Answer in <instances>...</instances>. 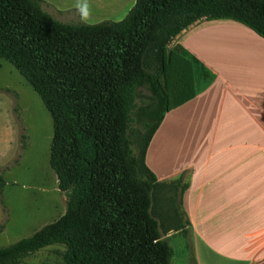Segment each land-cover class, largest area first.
I'll list each match as a JSON object with an SVG mask.
<instances>
[{
	"label": "trees",
	"instance_id": "trees-1",
	"mask_svg": "<svg viewBox=\"0 0 264 264\" xmlns=\"http://www.w3.org/2000/svg\"><path fill=\"white\" fill-rule=\"evenodd\" d=\"M43 5L0 0V60L51 117L49 165L66 210L0 248V264H24L53 245L65 248L62 264H170L169 231L184 239L195 264L180 181L159 183L145 154L164 115L210 75L181 45L168 46L201 19L233 20L264 39V0H135L122 20L97 24L59 22ZM142 97L148 102L137 107ZM4 184L0 174V195Z\"/></svg>",
	"mask_w": 264,
	"mask_h": 264
},
{
	"label": "crops",
	"instance_id": "crops-1",
	"mask_svg": "<svg viewBox=\"0 0 264 264\" xmlns=\"http://www.w3.org/2000/svg\"><path fill=\"white\" fill-rule=\"evenodd\" d=\"M42 1L62 23V15L79 17L72 3ZM172 42L210 77L164 115L145 164L159 183L180 181L195 264H264V39L233 20L201 19ZM168 136L185 146L161 145ZM167 238L180 246L175 264H188L184 240Z\"/></svg>",
	"mask_w": 264,
	"mask_h": 264
},
{
	"label": "rangeland",
	"instance_id": "rangeland-1",
	"mask_svg": "<svg viewBox=\"0 0 264 264\" xmlns=\"http://www.w3.org/2000/svg\"><path fill=\"white\" fill-rule=\"evenodd\" d=\"M52 1L57 5L61 1L75 2ZM133 2L135 0H89L92 18L87 24L118 22L125 17ZM105 5L112 9L105 8ZM60 18L68 24L80 22L79 17L70 14ZM172 46L173 42L168 49ZM143 94L148 96L145 91ZM147 102V97H142L136 100V105L142 107ZM139 130L145 131L141 127ZM22 136L25 137L23 140ZM52 136V120L39 96L11 65L0 60V174L5 182L0 195V248L31 236L65 213L67 197L59 190L56 175L49 165ZM176 138L168 136L160 144L167 145L170 140L172 145L185 146ZM168 196L173 197L171 189ZM173 198L177 201V196ZM171 227L172 224L165 225L161 230ZM170 234L172 231L164 238ZM169 241L176 253L170 264H175L176 255L181 253L180 246L174 240V243ZM48 248L51 249L30 255L23 263L62 264L64 247L53 245Z\"/></svg>",
	"mask_w": 264,
	"mask_h": 264
},
{
	"label": "clouds",
	"instance_id": "clouds-1",
	"mask_svg": "<svg viewBox=\"0 0 264 264\" xmlns=\"http://www.w3.org/2000/svg\"><path fill=\"white\" fill-rule=\"evenodd\" d=\"M73 8L77 11L82 24H87L91 21L92 7L89 0H75Z\"/></svg>",
	"mask_w": 264,
	"mask_h": 264
}]
</instances>
